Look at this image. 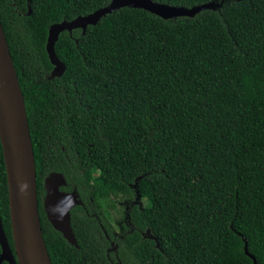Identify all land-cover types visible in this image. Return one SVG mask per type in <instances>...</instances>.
I'll use <instances>...</instances> for the list:
<instances>
[{
    "label": "trees",
    "instance_id": "obj_1",
    "mask_svg": "<svg viewBox=\"0 0 264 264\" xmlns=\"http://www.w3.org/2000/svg\"><path fill=\"white\" fill-rule=\"evenodd\" d=\"M110 2L0 0L51 263L253 264L246 245L264 264V0L173 20L119 9L84 34L61 32L65 71L49 79V28ZM51 173L77 195L76 247L47 220ZM9 212L0 145V219L14 254Z\"/></svg>",
    "mask_w": 264,
    "mask_h": 264
},
{
    "label": "water",
    "instance_id": "obj_2",
    "mask_svg": "<svg viewBox=\"0 0 264 264\" xmlns=\"http://www.w3.org/2000/svg\"><path fill=\"white\" fill-rule=\"evenodd\" d=\"M241 0H221L190 9L171 7L154 0H111L108 6L71 22L52 25L48 30L46 53L53 69L49 79L60 77L65 65L54 52L61 32L71 34L96 25L105 15L122 8L144 10L163 20L192 18L205 10H219L224 5ZM28 15L30 8L28 6ZM0 145L6 171L8 202L14 254L5 236L0 219V264H52L42 236L38 212L34 155L30 139L23 95L15 73L7 41L0 22ZM66 181L61 174L51 173L45 179L44 211L48 222L72 246H77L71 228L70 210L78 205L77 195L63 192ZM244 254L257 264L244 246Z\"/></svg>",
    "mask_w": 264,
    "mask_h": 264
},
{
    "label": "flooded vegetation",
    "instance_id": "obj_3",
    "mask_svg": "<svg viewBox=\"0 0 264 264\" xmlns=\"http://www.w3.org/2000/svg\"><path fill=\"white\" fill-rule=\"evenodd\" d=\"M114 229H115V231H116V234L117 235H119L120 234V232H121V229H120V227L117 225V224H113V225H111ZM110 251H112V252H114L115 251V246H114V243H111L110 244Z\"/></svg>",
    "mask_w": 264,
    "mask_h": 264
},
{
    "label": "rangeland",
    "instance_id": "obj_4",
    "mask_svg": "<svg viewBox=\"0 0 264 264\" xmlns=\"http://www.w3.org/2000/svg\"><path fill=\"white\" fill-rule=\"evenodd\" d=\"M112 216L115 217V215H114L113 213H112ZM110 224H111V225L114 224V221H112L111 219H110Z\"/></svg>",
    "mask_w": 264,
    "mask_h": 264
}]
</instances>
